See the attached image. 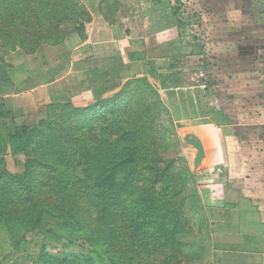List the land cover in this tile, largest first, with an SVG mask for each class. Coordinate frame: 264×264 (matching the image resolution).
I'll return each mask as SVG.
<instances>
[{
    "label": "rangeland",
    "instance_id": "rangeland-1",
    "mask_svg": "<svg viewBox=\"0 0 264 264\" xmlns=\"http://www.w3.org/2000/svg\"><path fill=\"white\" fill-rule=\"evenodd\" d=\"M143 1L146 7L144 10L143 6H135L134 11L130 9L132 16H138L136 18H139V22L137 24L134 21L133 25L128 23L132 27L128 31L130 39L121 37L120 44H127L131 49L143 48L149 43L151 48L156 46L155 39H148L147 43L143 44L144 37L137 36L138 38L133 39L132 33L142 34V27L150 24L156 26V19L152 17L155 10L152 7L161 3V15L169 20L176 16L180 22L179 28H183L184 34L191 38L190 45L186 46L177 60L180 61V66L173 64L178 68L162 73V76L174 74L182 77L183 72H188L191 75L189 80L197 82L203 88L218 81L214 69L223 64L222 58L226 57L224 44L230 49L241 47L233 45L237 42L235 40L223 39V33L237 29L248 35L257 32L258 38L264 34V0H185L186 5L182 0ZM149 3L152 4L151 8L147 7ZM116 9L117 5L114 3L112 7L107 8L112 16ZM149 9L151 16L144 15L142 18L143 12L147 13ZM144 20L146 22L142 25ZM5 29L4 18L0 16V104L9 112L8 117L0 122V171L4 166L12 174L23 173L26 162L36 156L32 152L33 146L24 145L25 136L14 135L16 125L35 126L47 119L50 111L48 105L72 103L77 108L89 107L95 114L92 115L91 110L90 113L85 111L82 114L88 115L86 122L90 123L80 133L85 137L86 144L81 148L76 146L71 142L70 135L68 144L74 147V150L70 153L67 151L69 159L65 157L64 152H60V144L50 141L52 147L55 145L54 152L63 154L54 153L55 156L63 158L61 161L65 166V170L59 172L58 178L69 182L76 181L79 175H86L90 181L96 182L98 174L106 170V166L113 165L116 181L126 186L131 177L134 188H128V193L121 198L116 194L118 201L114 200L110 205L108 215L99 216L96 223H91L93 229L98 225L96 231L88 226L83 229L78 227L76 231L75 224L70 220L52 216L43 205L49 203L50 199H42L35 207L30 201L21 198L24 197L23 194H5L7 198L0 203V264H54L44 260L43 255L45 252L58 250L57 245L63 244L68 245L69 251H79L84 255L88 264H206L207 259L212 256L213 239L216 237L213 226L207 220L206 206L200 195L202 182L198 174L192 172L193 177H190L183 169L186 162L193 161L190 145L194 138L189 126H181L168 119L169 113L160 94L163 108L158 122L147 128L156 138L155 142L135 143L141 153L138 163L112 161L113 145L109 143L116 140L115 136L108 138V134L110 131L119 132V128L115 126L118 113L109 109L107 104L99 106L98 109L96 105L123 91L124 73L115 72L114 76L122 83L114 93L102 96L104 88L91 87L96 84L94 77L89 79L87 73L69 68L70 64L65 65L66 62L60 63L52 71L43 72L40 58L31 54L26 56L27 53L21 48L17 37L11 38ZM97 42L91 41L87 46L79 47L77 52L89 55L95 51ZM55 56L56 54H52V57ZM250 60L252 64H264V52L252 56ZM3 63L10 65L4 66ZM126 65L130 74L141 72V63L127 62ZM168 69H173L172 65ZM259 71L260 77L264 78L263 67H260ZM209 74L213 76L210 78L211 82ZM108 78L104 76L103 81ZM137 78L141 77L130 79L135 81L128 89L138 87L133 99L139 100L140 103L132 105L136 108L146 106L150 108L151 114H155L156 106L152 104L154 96L148 91V84L142 80L136 81ZM98 80L100 78L97 82ZM59 108L61 107L56 109ZM147 125L142 124V128ZM52 131L53 129L50 132ZM99 133H102L100 141L104 139V142L94 140L95 135ZM52 137L56 138L55 141L58 140V135L53 133ZM74 140L78 143V139ZM64 147L68 150L69 146L65 144ZM143 153L151 154L146 157ZM114 156L118 157V153H114ZM91 157L97 160L92 162ZM84 161L90 164L84 165ZM168 163H172L168 179L158 187L151 188L148 179L144 181V178L153 176L157 167ZM99 187H104V184ZM195 195L196 203L193 200ZM101 210H104V207H101ZM72 240L75 241L73 244ZM251 256L233 254L230 260L237 262L233 264H245L242 261H247V258L252 260L251 264L258 258L261 260L257 255L254 258Z\"/></svg>",
    "mask_w": 264,
    "mask_h": 264
},
{
    "label": "crops",
    "instance_id": "crops-1",
    "mask_svg": "<svg viewBox=\"0 0 264 264\" xmlns=\"http://www.w3.org/2000/svg\"><path fill=\"white\" fill-rule=\"evenodd\" d=\"M78 1L91 15L89 24H85V38L75 32L59 45L40 46L31 56L40 58L43 72L66 62L69 68L87 73L89 79H96L92 88L105 89L102 96L114 93L122 82L123 85L133 77L146 76L162 95L169 118L189 126L194 138L190 145L193 161H188V166L202 182L200 195L216 237L206 264L237 263L230 260L233 254H248L252 258L257 255L261 260L258 258L254 264H264V78L259 74L260 67L264 71V64H252L250 60L264 52V34L258 38V33L252 32L250 37L237 29L223 33V39L235 40L233 45L241 47L230 49L224 44L226 57L214 69L218 81L210 83L213 76L209 74L210 84L203 88L189 80L188 72H183L182 77L162 76L180 66L177 60L191 38L179 28L176 16L169 20L161 15L160 2L147 6L155 10L152 17L156 26L142 27V34L132 33L133 39L143 36V44L155 39L156 46L151 48L148 41L143 48L131 49L127 44L122 46L120 39H130L128 31L132 27L128 23L139 22L130 9L143 6L144 10L143 0ZM112 3L117 5L113 16L107 10ZM147 13L143 12L142 18L151 16L150 9ZM91 41H98L95 51L89 55L77 52ZM127 62L141 63V72L130 74ZM171 65L173 69H168ZM115 72L124 73L122 82L114 76ZM104 76L109 78L103 81ZM248 262L251 264L252 260L242 261Z\"/></svg>",
    "mask_w": 264,
    "mask_h": 264
},
{
    "label": "trees",
    "instance_id": "trees-1",
    "mask_svg": "<svg viewBox=\"0 0 264 264\" xmlns=\"http://www.w3.org/2000/svg\"><path fill=\"white\" fill-rule=\"evenodd\" d=\"M0 16L4 18L6 27L4 31L11 38L17 37L21 48L27 54L36 53L42 45H59L75 32L84 39L85 24L91 20L90 13L80 5L78 0H0ZM3 64L4 66L10 65L8 63ZM140 80L148 84V91L154 96L152 104L157 107H155V114H151L150 108L146 106L136 108L132 105L133 103H140L139 100L133 99L136 97L138 87H133V90L128 89L135 80L127 81L123 91L112 98L98 102L100 105L98 103L96 105L98 109L99 106L103 107L107 104L109 109L118 113L115 126L119 128V132L110 131L108 134V138L115 136L116 141L109 144L113 145L111 156L112 161L116 163L129 164L139 161L141 153L136 148L135 143L144 144L156 140L147 128L158 122L163 102L160 92L146 78H137L136 81ZM48 106L50 111L47 110V119L40 121L35 126L22 124L15 127L14 135L25 136L24 145L33 146L32 152L36 156L26 162L23 173L12 174L3 166L0 171V203L7 196L14 194H23L24 197L21 198L30 201L31 205L33 204L35 207L42 199H50L49 203H43V205L52 216L62 220H70L75 224L76 231H78V227L83 229L87 226L96 231L98 225L96 224L95 229H93L94 226L92 227L91 223H96L99 216L108 215L110 205L114 200L118 201L116 194H119L117 196L121 198L128 193V188H134L133 179L130 177L125 184L126 186L121 185L116 181L113 165H110L98 174L96 182L90 181L86 175H79L76 181L65 182L64 179L60 180L58 178L59 172L65 170V166L61 161L63 158L55 156L54 153L63 154L54 152L55 145L52 147L50 141L52 140L53 144L55 142L60 144V152H64L65 157L69 159L68 152L74 150V147H70L71 145L68 144L69 137L71 135V142L80 148L86 144L85 137L80 133L90 123L86 122L88 115L82 114L85 111L90 113V110L93 111V109L89 107L77 108L72 103H54ZM55 106L61 108L57 110ZM8 114L9 112L0 104V122L6 119ZM94 114L93 111L92 115ZM57 117L62 118L58 119ZM168 119L172 121L169 117ZM142 124L148 125L142 128ZM128 125H133V127L129 128ZM52 129L53 131L50 132ZM66 131L68 132L65 133ZM53 133L58 135L57 141H55L56 138L52 137ZM101 135L102 133L95 135L94 140L99 139L100 141ZM75 138L78 139V143L74 140ZM100 142H104V139H101ZM79 143L81 144L78 145ZM65 144L69 146L68 150L64 147ZM82 148L86 149L87 147ZM114 153L115 155L118 153V157L114 156ZM150 154L144 155L148 157ZM91 158L92 162L97 160L95 157ZM152 160L155 159L152 158ZM88 164L90 163L84 161V165ZM171 164L157 167L155 174L145 177L144 181L148 179L151 188L158 187L160 183L168 179ZM183 169L188 176L193 177L188 162L185 163ZM102 184L104 187H99ZM193 200L195 203L197 202L196 195ZM101 207H104V210H101ZM39 209L37 208V210ZM72 242L75 241L72 240L71 244H73ZM56 248L58 250L45 252L43 259L54 264H88L84 255L79 251H69L67 244L57 245Z\"/></svg>",
    "mask_w": 264,
    "mask_h": 264
},
{
    "label": "built area",
    "instance_id": "built-area-1",
    "mask_svg": "<svg viewBox=\"0 0 264 264\" xmlns=\"http://www.w3.org/2000/svg\"><path fill=\"white\" fill-rule=\"evenodd\" d=\"M184 3H185V5H186V1L185 0H182Z\"/></svg>",
    "mask_w": 264,
    "mask_h": 264
}]
</instances>
